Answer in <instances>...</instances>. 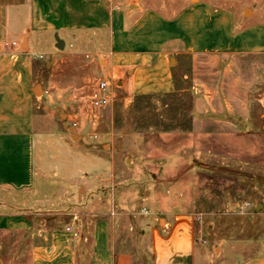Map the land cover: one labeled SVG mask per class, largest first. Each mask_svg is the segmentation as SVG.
I'll return each instance as SVG.
<instances>
[{
	"label": "crops",
	"instance_id": "obj_1",
	"mask_svg": "<svg viewBox=\"0 0 264 264\" xmlns=\"http://www.w3.org/2000/svg\"><path fill=\"white\" fill-rule=\"evenodd\" d=\"M169 2L0 0V264L9 234L21 236L17 246H29L27 264H264V197L232 224L218 222L208 242L189 210L156 211L163 216H151L131 239L117 231L112 205L109 213L84 210L91 217L80 222L67 204L60 215L73 217L61 224L47 209L44 198L53 195L43 183L47 141L57 136L62 143L71 129L82 131L71 127V101L84 98L98 78L120 83L131 99L173 92L174 74L184 70L194 156L263 172L264 134L252 119L251 92L264 79V22L246 25L253 11L237 17L203 0L174 1L167 16ZM108 196L98 197L105 206ZM210 241L218 243L215 257ZM243 245L250 247L244 255Z\"/></svg>",
	"mask_w": 264,
	"mask_h": 264
},
{
	"label": "rangeland",
	"instance_id": "obj_2",
	"mask_svg": "<svg viewBox=\"0 0 264 264\" xmlns=\"http://www.w3.org/2000/svg\"><path fill=\"white\" fill-rule=\"evenodd\" d=\"M174 1L178 2L170 0L169 3ZM203 1L215 9H228L237 17L244 15L247 18L253 11L246 25L264 22V0ZM152 2L158 7L160 0ZM175 7L173 4L165 15H172ZM47 58L45 56V60ZM174 63L172 61V65ZM184 72H175L173 92L137 95L146 96L139 100L136 96L127 99L128 93L113 80L115 100L95 120L89 119L86 98L74 97L72 105L76 110L84 111V115L80 113L77 118V128L82 131L78 134L71 129L72 134L68 132L62 143L57 136L49 139V154L42 168L46 178L43 182L47 187L45 192L53 194L44 200H47V209L57 217L55 223L72 219L73 215H60L67 204L79 212L80 222L87 221L86 216L91 217L86 212L105 210L109 213L112 205L116 207L115 214H111L115 216L119 234L135 239L147 219L153 215L156 219L163 216V211L155 214L156 211L189 210L194 212L198 222H203L204 239L208 242L218 222L229 219L232 224L237 203H259L264 197V170L260 172L248 165L197 158L189 149L187 133L192 100L190 81L183 78ZM251 93L252 119L258 132L264 134V79ZM53 111L56 121L61 122V113L64 119L61 107H54ZM90 135L95 138H89ZM42 148L37 141L38 163L43 159ZM36 187L41 191V181L36 182ZM108 193V205L105 206L98 197ZM94 215L102 216V213ZM242 233L245 235L244 231ZM15 236L9 234L4 238L1 253L5 264L8 261L9 264H27L29 246H17L16 240L21 236ZM208 245L212 257L217 256L218 243L210 241ZM249 248L248 245L241 246L239 254H246Z\"/></svg>",
	"mask_w": 264,
	"mask_h": 264
},
{
	"label": "built area",
	"instance_id": "obj_3",
	"mask_svg": "<svg viewBox=\"0 0 264 264\" xmlns=\"http://www.w3.org/2000/svg\"><path fill=\"white\" fill-rule=\"evenodd\" d=\"M16 42L12 41H4L3 45L4 47H8L11 45H15ZM85 57L88 58V55H86ZM39 58H42V56H39ZM115 88L116 85L113 84L112 80L106 79V78H98L94 81L89 93L84 97L86 98L87 101V108L89 110V119L90 120H95L97 119L100 111H102L103 109L110 107L113 103V101L115 100ZM44 94H47L46 91H44ZM80 113L82 115H84V111L82 110H76L73 112V119L71 120V127L72 128H77L78 127V122H77V118L79 117L78 115H80ZM94 137L93 135H90L89 138ZM235 213L238 215H248L251 208H252V204L248 201H242L237 203L235 206ZM145 211V210H143ZM144 213H147L146 211ZM71 227H66L67 231H71ZM73 236H78L77 232H72ZM202 243H206L205 240L201 241Z\"/></svg>",
	"mask_w": 264,
	"mask_h": 264
},
{
	"label": "trees",
	"instance_id": "obj_4",
	"mask_svg": "<svg viewBox=\"0 0 264 264\" xmlns=\"http://www.w3.org/2000/svg\"><path fill=\"white\" fill-rule=\"evenodd\" d=\"M176 84V82H175ZM177 88V87H176ZM142 98H146V96H136V100L142 99ZM189 130V129H188Z\"/></svg>",
	"mask_w": 264,
	"mask_h": 264
}]
</instances>
